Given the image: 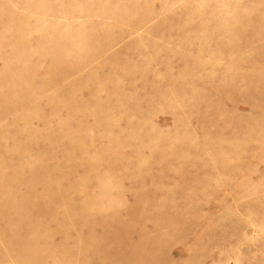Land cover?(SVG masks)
<instances>
[{"label": "rangeland", "instance_id": "obj_1", "mask_svg": "<svg viewBox=\"0 0 264 264\" xmlns=\"http://www.w3.org/2000/svg\"><path fill=\"white\" fill-rule=\"evenodd\" d=\"M0 264H264V0H0Z\"/></svg>", "mask_w": 264, "mask_h": 264}]
</instances>
